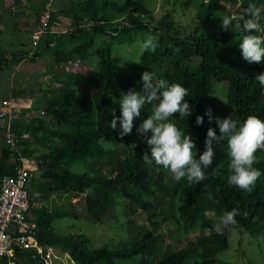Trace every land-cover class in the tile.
<instances>
[{
	"label": "trees",
	"instance_id": "trees-1",
	"mask_svg": "<svg viewBox=\"0 0 264 264\" xmlns=\"http://www.w3.org/2000/svg\"><path fill=\"white\" fill-rule=\"evenodd\" d=\"M61 1L65 7L63 14L70 17L73 25L69 35H83V39L69 49L53 50L56 63L89 58L96 34L125 42L134 32L147 31L154 37L157 47L154 52L142 49L136 68L126 70L115 66L110 47L103 42L90 88L81 86L78 72L66 71L51 87L52 96L45 99L42 115L30 116L27 120L24 130L28 136L19 140L17 149L34 159L40 170L29 181V186L38 191L39 204L30 207L29 217L35 223V238L40 244L59 247L57 252H66L71 259L67 264H120V261L124 264L130 261L135 264H234L215 255L226 246L227 227L243 228L253 237L264 234V150L255 153L253 167L261 172V176L253 190L247 192L229 183L231 172L226 139L213 142V163L205 170L207 178L199 183H189L186 178L176 181L172 174L164 183L162 167L154 171L153 166L157 165L142 159L143 153L148 151L145 142L136 143L135 148L127 146L118 150L103 146L99 140L118 141L119 121L117 129L110 127L113 110L115 116H120L121 92L143 90L140 81L146 70L153 74L154 83L164 79L188 89L186 99L193 114L188 118L174 114L172 120L182 132L193 136L197 159L205 150L208 129L213 128L219 135L214 114L211 123L205 114L212 80L224 84V103L230 107L229 114L234 120L243 121L249 114L264 120V88L253 79L264 72V63L250 64L244 60L239 48L242 32L235 27L237 22L242 24L243 21H233L230 30L226 31L221 27L224 16H220L215 29L206 31L213 9L210 0L197 2L187 29L173 25L165 10L154 15L142 7L140 0ZM250 3L261 9L257 22L264 30V0H241L238 4L245 13L244 18H247ZM53 13L50 10L48 23L53 19ZM116 18L124 22L115 21ZM81 22L89 23L82 26ZM108 22L111 25L106 31L103 23ZM37 49L27 57H32ZM22 54L25 51L15 58ZM150 114L151 106L146 105L140 117L147 118ZM197 116H203L202 125H197ZM8 155V149L4 148L0 155V174L10 173L13 169L14 160ZM70 164H85L86 169L72 171ZM53 191L56 196L67 193L72 197L82 193L81 212L97 222L102 221V215L115 201L124 198L144 212L151 227L119 247L99 244L87 248L86 234L58 232L52 228L54 219L78 216V211L70 206L71 197L67 208L50 205L48 208V198ZM233 208L239 210L234 224L225 226L221 223L217 230L199 232L175 249L163 242L161 230H154L157 222L152 218L156 215L165 221V226L182 234L191 231L200 216L211 229L214 222L204 217V212H212L221 219L225 211ZM127 209H130L129 205ZM161 209L166 211L161 213ZM14 262L45 264L21 248L15 249Z\"/></svg>",
	"mask_w": 264,
	"mask_h": 264
},
{
	"label": "clouds",
	"instance_id": "clouds-1",
	"mask_svg": "<svg viewBox=\"0 0 264 264\" xmlns=\"http://www.w3.org/2000/svg\"><path fill=\"white\" fill-rule=\"evenodd\" d=\"M260 15L261 9L250 3L247 7V18L236 16L221 18V27L226 31L230 30L233 21H243L242 24L237 22L235 27L242 32L239 48L242 50L244 60L250 64L264 63V30L257 22ZM140 47L145 51L154 52L157 44L154 37L147 36ZM253 79L264 88V72L256 74ZM140 83L142 91L130 89L127 93L121 92L120 116H115L113 110L110 127L117 129L119 121V136L123 138L131 134L134 120L141 116L146 105H150L151 114L147 115L137 128L138 134L147 145L148 151L142 155L146 163L154 162L170 172L176 181L186 178L189 183H199L207 178L205 170L213 163L215 155L213 142L226 139L231 172L229 183L243 191L253 190L261 176V172L253 165L256 162L255 153L264 150V120L253 114H249L243 121L234 120L230 114L225 118L216 117L219 135L213 128L208 129L205 150L197 159V145L193 136L182 132L172 120L174 114H178L180 118H188L193 114V108L186 99L188 89L180 83H169L164 79L154 83L153 74L147 70L142 73ZM205 114L211 123L212 110H206ZM196 123L202 125L203 116H197ZM136 146L134 143L131 148ZM238 212L237 208L225 211L221 217L222 224L225 226L234 224Z\"/></svg>",
	"mask_w": 264,
	"mask_h": 264
},
{
	"label": "rangeland",
	"instance_id": "rangeland-1",
	"mask_svg": "<svg viewBox=\"0 0 264 264\" xmlns=\"http://www.w3.org/2000/svg\"><path fill=\"white\" fill-rule=\"evenodd\" d=\"M198 1L208 2L209 0H140L142 7L150 10L156 16L160 15L165 10L172 18L173 25L182 26L185 29H187L190 24L191 17L197 8ZM240 1L241 0H210L213 9L206 31H212L215 29L217 23L220 21V16L243 17L245 13L243 12L242 7L238 4ZM119 20L121 19L116 18L115 21ZM121 21L124 22V20ZM88 23L89 22H81L82 26H88ZM110 25L109 22L103 23V28L108 31ZM112 25L114 24L112 23ZM72 30L73 29L70 27V29H63V32ZM147 36H151V33L147 31H136L131 35L129 40L125 42H116V40L109 35L96 34L94 36L95 40L90 48L91 55L89 58L80 61L84 67L82 72L79 71L81 86L90 88L91 79L98 68L97 56L100 50H102L103 42L108 43L117 68L133 70L137 66L138 54L142 50L140 45ZM68 37L71 40V45H76L83 39V35L77 34L71 37L67 36V38ZM56 43H58V41H56ZM70 69L71 66L67 67L66 71H72ZM224 89L225 86L222 82L212 80V88L205 106L212 110L215 118H225L230 111V107L224 103ZM143 119L146 118L138 117L134 120V127L131 134L126 135L123 138L119 137L116 142L100 139L99 143L103 146L115 147L116 149L121 150L134 143L144 142L137 132V128L142 123ZM119 131L120 128H118V132ZM88 161H90V159H88ZM69 168L72 171H83L86 169V165L70 164ZM153 169L156 171L160 168L159 166H153ZM160 170L164 175L163 182H168L171 173L163 168ZM39 171L40 170L36 168L34 171L35 175H38ZM70 197L71 196L67 193L57 196H49L48 203L50 206L67 208L68 205L71 204L70 206L78 211L77 217L65 216L54 219L52 221V228L58 232H81L86 234L88 237V241L85 244L87 248L99 244H106L108 247H119L134 237V235L151 227L145 219L144 212L124 198L115 201L111 208L102 215V221L97 222L90 216L81 212L82 200H76L75 197L76 201L69 204L68 199ZM127 205L130 206V209H127ZM165 211L166 209H161V213H164ZM203 215L214 222L211 229L205 226L202 217L200 216L193 229L182 234L180 231H176L173 227L165 226V221H161L160 217L156 215L152 218L157 222L154 230H161L163 233V242L168 244L172 249H175L181 246L186 239L193 238V236L199 232L207 233L210 230H217L220 227L222 222L218 215L212 212H204ZM261 237L250 236L243 228L228 226L226 246L217 251L215 255L217 258L226 259L234 264H264V234ZM58 249L59 247L55 245L53 246V251L56 255L53 264H65L67 259H64L65 263L60 260L65 252H57ZM68 263H70V261ZM119 263L124 264L123 261H120ZM126 264H135V262L130 261Z\"/></svg>",
	"mask_w": 264,
	"mask_h": 264
},
{
	"label": "crops",
	"instance_id": "crops-1",
	"mask_svg": "<svg viewBox=\"0 0 264 264\" xmlns=\"http://www.w3.org/2000/svg\"><path fill=\"white\" fill-rule=\"evenodd\" d=\"M41 1L0 0V100L12 97L18 108L8 119L12 130L24 129L30 116H38L45 99L52 96L51 87L55 80L64 75L67 67L71 66L70 70L78 73L84 68L79 59L54 61L53 50H66L73 46L67 38L71 31L63 32V29H73V25L70 17L62 12L65 7L61 0H53L50 5V10L54 11L53 19L39 40L37 53L32 57L22 54L15 58L27 49ZM3 128L0 125V155L7 148L1 139Z\"/></svg>",
	"mask_w": 264,
	"mask_h": 264
},
{
	"label": "built area",
	"instance_id": "built-area-1",
	"mask_svg": "<svg viewBox=\"0 0 264 264\" xmlns=\"http://www.w3.org/2000/svg\"><path fill=\"white\" fill-rule=\"evenodd\" d=\"M52 1H41L24 55H30L38 47L39 40L48 26ZM17 110L12 97L0 100V125L4 127L1 139L14 160L12 171L0 174V263L15 264L14 251L21 248L27 250L31 256L40 258L43 263L52 264V259L56 257L53 246L40 244L37 241L35 223L29 218L30 207L39 204L36 199L38 191L29 186L30 179L35 175L36 162L31 157L21 154L17 149L19 140L28 136L27 131L12 130L8 125V119ZM41 114L42 111H39L38 116ZM55 195V191L50 194V196ZM81 195L82 193L72 196L70 201L80 200ZM47 207L49 208V204ZM64 259H67L66 263L71 262L66 252L60 258L63 263H65Z\"/></svg>",
	"mask_w": 264,
	"mask_h": 264
}]
</instances>
